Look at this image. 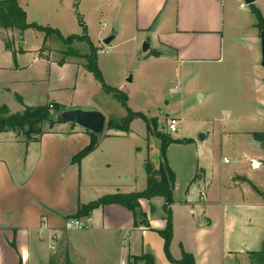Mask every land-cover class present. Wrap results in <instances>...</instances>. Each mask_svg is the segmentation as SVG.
<instances>
[{"label": "crops", "instance_id": "crops-1", "mask_svg": "<svg viewBox=\"0 0 264 264\" xmlns=\"http://www.w3.org/2000/svg\"><path fill=\"white\" fill-rule=\"evenodd\" d=\"M233 1L240 8L245 5L240 0H79V5L90 9L93 3L95 12L101 14L126 7L125 26L146 38L155 56L168 57L186 75L224 62L230 51L228 27L235 20ZM10 31L0 28V44L3 56L10 54L14 59L1 38L8 37L14 49ZM1 62L0 58V108L6 106L12 114L22 112L30 105L21 94L13 93L14 104L4 97V91L10 93L12 87L1 76ZM253 134L246 133L243 157L233 143L238 163L245 161L251 168L237 167L218 178H208L200 147L193 139L174 138L191 140L171 144L166 155L176 176L170 247L174 259L179 260L185 251L195 256L196 264H221L217 256L237 259L238 255L258 264L256 258L264 248V197L253 186L264 191V149ZM128 137V133L102 135L97 149L76 162L91 141L83 129L54 130L40 142L28 144L14 132L0 134V264H49L53 257L58 264L66 258L71 264H144L135 258L146 254L154 258V264H174L167 259L159 233L167 226L164 200L159 197L140 200L141 208L135 213L119 205L101 207L89 219H81L86 229L65 230L80 205L147 188V160L143 174L138 175L133 158L129 159L135 148L119 141ZM120 164L125 170L121 178ZM194 184L201 190L196 201ZM144 219L150 228L135 227ZM228 245L244 249L228 250Z\"/></svg>", "mask_w": 264, "mask_h": 264}, {"label": "rangeland", "instance_id": "rangeland-1", "mask_svg": "<svg viewBox=\"0 0 264 264\" xmlns=\"http://www.w3.org/2000/svg\"><path fill=\"white\" fill-rule=\"evenodd\" d=\"M233 2L231 8L235 20H230L232 24L228 27L230 51L224 62L220 66L198 68L186 75L169 62L168 57L155 56L154 49L147 53L143 51L146 38L125 26L126 7L109 9L111 13L106 11L105 14L96 13L93 3L88 5L90 9L79 5V0H65L64 3L59 0H21V7L27 13L29 24L57 29L64 37L82 35L79 21H83L92 44L99 49L98 67L104 84L121 90L127 97L128 108L143 116L131 123L129 137L119 140L135 148L129 159L133 158L131 162L138 175L143 174L146 160L157 164L161 140L148 133L146 121L156 120L157 132L173 138L193 139L200 147L201 165L208 178H218L237 167L249 170L251 167L247 162L239 164V159L235 158L233 143L243 157L248 140L246 133H264L261 31L252 7L246 5L245 0H240L245 4L241 8L239 3ZM253 5L262 10L264 18V0ZM113 31L116 38L106 46L104 41ZM9 36L16 42L17 58L14 60L10 54L3 56L0 44L4 68L1 76L7 81V87H12V92L4 91L6 101L14 104L13 93L18 92L27 105L49 104L52 111L58 103L63 110L99 109L107 117L102 135L125 133L114 127L123 125L128 110L120 100L108 95L103 83L85 69L86 59L66 57L68 47L56 35L46 40L44 33L28 29L23 33L12 30ZM45 44L47 48L43 49ZM71 47L81 55L91 51L88 43L74 42ZM171 118L179 120L178 132L169 133ZM55 130L82 129L67 124L58 125ZM225 131L238 134L230 137ZM224 159L231 163L225 164ZM122 168L121 164L117 168L119 177L125 172ZM127 171L132 178L131 171ZM192 193L196 201L201 193L198 184H194ZM262 231L264 234V228ZM227 247L228 250L244 249L235 245ZM220 257L216 259L219 258L221 264H251L246 255H238L237 259L225 256L220 260ZM256 259L258 264H264V248L261 257Z\"/></svg>", "mask_w": 264, "mask_h": 264}, {"label": "trees", "instance_id": "trees-1", "mask_svg": "<svg viewBox=\"0 0 264 264\" xmlns=\"http://www.w3.org/2000/svg\"><path fill=\"white\" fill-rule=\"evenodd\" d=\"M253 13L258 19V28L260 31L264 30V18L261 11L252 5ZM83 33L82 35H73L69 37H64L57 29H52L49 27H43L38 24H29L27 21V13L20 6L19 0H1L0 1V28L8 30H18L19 32H24L28 29H34L36 31L42 32L45 34V39L56 35L68 47L67 52L65 53L66 57H82L86 59L87 63L85 64V69L93 73L96 78L103 83L104 91L111 95L112 97L120 100L122 104L128 110V116L123 121V125L118 128L125 133L130 132L131 123L138 118L143 116L140 114L133 113L127 106V97L119 89L108 87L104 84L101 71L98 67V52L99 49L96 48L88 34L87 29L83 21H79ZM2 40L5 43V47L8 51L13 53L14 59H16L17 53L12 48L10 39L6 36L1 35ZM74 42L79 43H88L91 47L89 54L81 55L77 50L71 47ZM47 48L46 44L43 49ZM62 63H65V60H62ZM49 104L41 106H25L22 112L12 114L8 107L3 106L0 108V134L5 132H14L18 137L23 139L25 143L31 142H40L42 137L51 133L58 126V123L54 119V115L62 111V106L56 104L54 110L52 111ZM146 119V118H145ZM147 121L148 133L155 135L161 140L160 154L158 156V163L153 165L150 160L146 164L147 172V188L142 192H134L129 194H115V195H106L96 201H93L87 205H80L79 210L73 219H89L93 212L101 207L109 205H119L127 208L128 210L135 213L138 209L141 208L140 200L146 199L148 201L154 198H162L164 200V212L166 215L167 226L163 231H160V235L163 237L165 242V253L167 259L174 264H196V258L193 254L183 251L182 257L179 260L173 258L171 254V243L174 236L173 231V214L172 206L174 204V189L176 184V176L172 169L169 166L167 160V150L169 146L173 143H190L191 140H176L169 134H162L156 131L157 123L156 120ZM111 123V122H110ZM111 125V124H110ZM73 126V125H71ZM75 127V126H73ZM91 137L90 144L80 152L74 161L81 162L82 159L93 153L100 142L101 135L97 136L91 132L85 131ZM254 138L261 142L264 149V133H254ZM264 163V160H263ZM253 189L261 196L264 197V191L259 190L257 187L253 186ZM145 226L150 228V225L144 219L140 223H136L135 227ZM136 261H142L144 264H154V258L149 255H142L135 258ZM50 264H58V259L53 257L50 261ZM64 264H71L68 258L65 259Z\"/></svg>", "mask_w": 264, "mask_h": 264}, {"label": "water", "instance_id": "water-1", "mask_svg": "<svg viewBox=\"0 0 264 264\" xmlns=\"http://www.w3.org/2000/svg\"><path fill=\"white\" fill-rule=\"evenodd\" d=\"M257 0H245V4L250 6L256 3ZM116 38V34L113 31L104 44L109 46ZM261 39V66L264 68V30L260 34ZM151 46L148 42L143 44V51L149 52ZM169 118V116H167ZM54 119L58 124H69L75 127H79L85 131L91 132L97 136L102 135L105 131L107 117L99 110H85V109H70L62 110L54 115ZM158 162V158H157Z\"/></svg>", "mask_w": 264, "mask_h": 264}, {"label": "built area", "instance_id": "built-area-1", "mask_svg": "<svg viewBox=\"0 0 264 264\" xmlns=\"http://www.w3.org/2000/svg\"><path fill=\"white\" fill-rule=\"evenodd\" d=\"M177 89V88H176ZM179 120L175 119V118H171L169 121V125H168V131L169 133H175L179 131ZM226 163L229 162V160L225 159L224 160ZM202 195H204V193H202ZM86 229L85 224L79 220V219H71L68 220L65 224V230L67 231H82ZM55 239L56 237H53L52 239V245L50 246V249L53 251L55 250Z\"/></svg>", "mask_w": 264, "mask_h": 264}]
</instances>
